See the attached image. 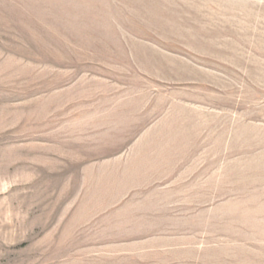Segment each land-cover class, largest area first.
Returning a JSON list of instances; mask_svg holds the SVG:
<instances>
[{
    "label": "rangeland",
    "instance_id": "374dc122",
    "mask_svg": "<svg viewBox=\"0 0 264 264\" xmlns=\"http://www.w3.org/2000/svg\"><path fill=\"white\" fill-rule=\"evenodd\" d=\"M0 264H264V0H0Z\"/></svg>",
    "mask_w": 264,
    "mask_h": 264
}]
</instances>
